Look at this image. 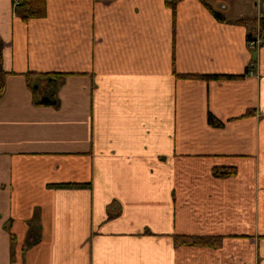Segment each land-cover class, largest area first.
<instances>
[{
    "label": "crops",
    "instance_id": "crops-1",
    "mask_svg": "<svg viewBox=\"0 0 264 264\" xmlns=\"http://www.w3.org/2000/svg\"><path fill=\"white\" fill-rule=\"evenodd\" d=\"M168 1L0 0V264H264L260 2Z\"/></svg>",
    "mask_w": 264,
    "mask_h": 264
},
{
    "label": "trees",
    "instance_id": "trees-1",
    "mask_svg": "<svg viewBox=\"0 0 264 264\" xmlns=\"http://www.w3.org/2000/svg\"><path fill=\"white\" fill-rule=\"evenodd\" d=\"M181 0H169L166 2V5L170 7L172 13H175L176 6ZM201 2H204V0H200ZM17 2V9L19 12V15L21 16V19L24 21H27L28 19L33 18H43L46 15V0H16ZM205 4V2H204ZM206 7L210 10L209 6L205 4ZM214 12V11H213ZM214 17L217 20L223 21L224 18L221 17V15L217 13H213ZM239 24H242L241 22H237ZM259 24L261 27H264V16L260 18ZM251 33L247 34V39L251 38ZM34 75L47 77V78H53V77H62L64 74H34V73H27L25 74L28 81H30L31 77ZM179 76V75H178ZM181 78H199L203 80H235L240 78L241 76H219V75H212V76H187V75H180ZM29 83V82H28ZM29 87L30 84H28ZM4 90V84L3 80L1 79L0 83V95L2 94ZM207 122L210 126L215 128H221L223 124L219 122L217 119H215L212 115L207 116ZM211 174L216 179H227L235 177L237 174V171L233 167H214L211 171ZM61 187H79L81 185H60ZM174 241L176 246H195V247H217L220 242V237H192V236H175Z\"/></svg>",
    "mask_w": 264,
    "mask_h": 264
},
{
    "label": "built area",
    "instance_id": "built-area-1",
    "mask_svg": "<svg viewBox=\"0 0 264 264\" xmlns=\"http://www.w3.org/2000/svg\"><path fill=\"white\" fill-rule=\"evenodd\" d=\"M14 6H17V2L14 3ZM247 45L250 49H256L259 47H264V27H261L258 23L257 30L251 36L250 39H247Z\"/></svg>",
    "mask_w": 264,
    "mask_h": 264
},
{
    "label": "rangeland",
    "instance_id": "rangeland-1",
    "mask_svg": "<svg viewBox=\"0 0 264 264\" xmlns=\"http://www.w3.org/2000/svg\"><path fill=\"white\" fill-rule=\"evenodd\" d=\"M259 6L253 8V13L256 15V16H259L260 14L264 15V0H259ZM252 28H255L254 29V33L255 31L257 30V27H252Z\"/></svg>",
    "mask_w": 264,
    "mask_h": 264
},
{
    "label": "water",
    "instance_id": "water-1",
    "mask_svg": "<svg viewBox=\"0 0 264 264\" xmlns=\"http://www.w3.org/2000/svg\"><path fill=\"white\" fill-rule=\"evenodd\" d=\"M49 101H50V99H49V98H46V97H44V98L42 99V102H44V103H49Z\"/></svg>",
    "mask_w": 264,
    "mask_h": 264
}]
</instances>
